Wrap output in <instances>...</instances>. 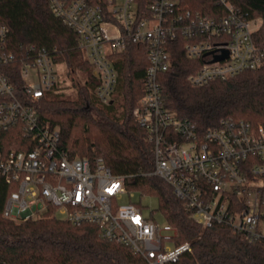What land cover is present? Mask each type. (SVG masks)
Segmentation results:
<instances>
[{
    "label": "built area",
    "instance_id": "obj_1",
    "mask_svg": "<svg viewBox=\"0 0 264 264\" xmlns=\"http://www.w3.org/2000/svg\"><path fill=\"white\" fill-rule=\"evenodd\" d=\"M223 13H202L180 0H49L51 10L71 27L99 81L96 95L112 102L120 82L118 54L130 43L147 46L145 90L134 108L154 144V169L173 187L185 208L204 227L231 226L249 241L264 243V126L225 118L201 132L165 103L160 74L171 67V40L182 39L191 59L192 85L226 80L264 65L261 27L230 0ZM9 28L0 24V174L10 187L3 216L21 222L58 215L76 226L92 223L101 235L130 248L147 264L176 262L190 242L177 243L178 228L146 215L141 202L118 204L129 193L126 176L112 172L103 157H70L59 146L60 132L41 124L35 100L61 79L56 51L29 45L16 51ZM224 58L214 60L217 55ZM19 64L22 85L11 79Z\"/></svg>",
    "mask_w": 264,
    "mask_h": 264
},
{
    "label": "trees",
    "instance_id": "obj_2",
    "mask_svg": "<svg viewBox=\"0 0 264 264\" xmlns=\"http://www.w3.org/2000/svg\"><path fill=\"white\" fill-rule=\"evenodd\" d=\"M230 1L248 18L262 20L254 37L264 45V0ZM150 2L137 0L142 10ZM180 2L202 13H223L218 0ZM0 24L8 26V42L16 51L32 44L52 52L57 49L56 60L65 64L76 91L68 94L61 78L35 100L41 124L59 130V146L70 157L91 161L103 157L112 172L126 176L130 191L159 199V211L178 228L177 243L190 242L192 247L178 261L167 264H264V243L249 241L228 225L202 226L173 187L150 174L154 144L134 115L144 94L149 65L144 43H130L118 54L117 95L112 102H104L96 95L99 81L76 33L51 10L49 0H0ZM169 43L171 67L160 74V81L165 103L178 117L193 121L201 132L225 118L264 126V65L226 80L192 85L187 76L202 59L187 57L182 39ZM15 65L11 79L20 88L19 64ZM12 188L0 174V264H147L127 246L104 238L92 223L76 226L49 214L21 222L5 218L3 208Z\"/></svg>",
    "mask_w": 264,
    "mask_h": 264
},
{
    "label": "rangeland",
    "instance_id": "obj_3",
    "mask_svg": "<svg viewBox=\"0 0 264 264\" xmlns=\"http://www.w3.org/2000/svg\"><path fill=\"white\" fill-rule=\"evenodd\" d=\"M257 23L256 25L258 26L261 23V19L256 17L255 18ZM57 66L60 70H62L61 78L65 79V85H67L66 92L68 94H75V89L71 85L72 81L69 77H67L66 73L67 68L63 62H61ZM79 79L82 80V77L79 76ZM83 81V80H82ZM117 94L114 95L116 97ZM130 194H133L132 197H130L129 193H123L121 195H118L117 198V203L118 204H125L130 201H135V202H141V205L143 206L144 213L146 215H153L161 224H165L167 221L164 218L163 214L159 211V199L156 196L153 195H146V194H141L138 191H130ZM61 217V216H60ZM63 218V217H61Z\"/></svg>",
    "mask_w": 264,
    "mask_h": 264
},
{
    "label": "water",
    "instance_id": "obj_4",
    "mask_svg": "<svg viewBox=\"0 0 264 264\" xmlns=\"http://www.w3.org/2000/svg\"><path fill=\"white\" fill-rule=\"evenodd\" d=\"M225 56H227V53L223 55H217L214 60H217L219 58H224Z\"/></svg>",
    "mask_w": 264,
    "mask_h": 264
}]
</instances>
